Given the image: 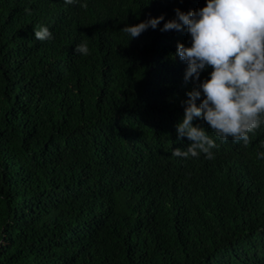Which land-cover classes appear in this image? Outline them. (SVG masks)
Returning <instances> with one entry per match:
<instances>
[{
    "label": "trees",
    "instance_id": "trees-1",
    "mask_svg": "<svg viewBox=\"0 0 264 264\" xmlns=\"http://www.w3.org/2000/svg\"><path fill=\"white\" fill-rule=\"evenodd\" d=\"M204 2L0 0V264H264V131L172 156L188 34L121 30Z\"/></svg>",
    "mask_w": 264,
    "mask_h": 264
},
{
    "label": "clouds",
    "instance_id": "clouds-1",
    "mask_svg": "<svg viewBox=\"0 0 264 264\" xmlns=\"http://www.w3.org/2000/svg\"><path fill=\"white\" fill-rule=\"evenodd\" d=\"M65 5L87 7V0H63ZM163 21L161 24L160 22ZM164 32L186 31L188 43L177 42L175 53L186 65L185 82L193 86L181 101L182 118L174 125L177 139L186 137V147L171 150L174 157L212 159V149L231 138L244 146L250 134L264 131V0H205L196 9H174V16H147L135 24H124L121 30L129 41L149 28ZM34 39L53 38L49 26L33 28ZM128 41V42H129ZM74 53L87 56L86 40L75 44ZM207 77L201 79V73ZM202 119L212 136L194 120ZM264 149V144L261 145ZM257 159H264V151L257 150Z\"/></svg>",
    "mask_w": 264,
    "mask_h": 264
}]
</instances>
